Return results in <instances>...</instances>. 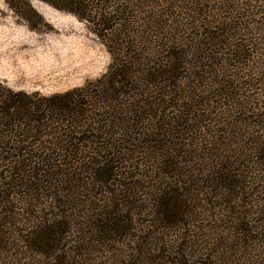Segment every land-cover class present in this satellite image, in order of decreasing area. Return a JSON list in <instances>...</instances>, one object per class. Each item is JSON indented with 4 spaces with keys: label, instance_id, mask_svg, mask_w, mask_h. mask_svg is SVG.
<instances>
[{
    "label": "rangeland",
    "instance_id": "obj_1",
    "mask_svg": "<svg viewBox=\"0 0 264 264\" xmlns=\"http://www.w3.org/2000/svg\"><path fill=\"white\" fill-rule=\"evenodd\" d=\"M87 2L93 19L102 16L113 22V27L102 35L94 31L96 24L44 0H0V83L16 92L62 94L95 84L115 59L129 65L135 61L133 55L141 53L147 57L145 63L160 65L168 48L176 44L183 51L184 62L205 68L219 66L223 71L221 77L196 76L186 80L188 84L196 81L195 85L209 86L226 78L236 83L232 89L238 92L233 94L234 99L224 94L209 95L215 112L210 111L202 122L204 129L198 140L183 141L188 145L185 150L191 149L192 155L193 150L200 159L207 146L227 142V147H237V142L245 139L232 134L244 127L250 125L252 128L247 130L251 133L264 129V0ZM237 99L245 108L252 107L249 103L254 108L248 109L249 114H240V110L236 111ZM148 162L145 169L155 170L149 175L153 179L161 170L153 167L152 160ZM186 166L190 169L193 163ZM254 168L259 174V167ZM149 177H144L146 182ZM128 181L126 176L117 179L114 187L104 184L95 185V189L92 182L74 181L70 194L57 201L56 194L66 192L65 182L29 184L0 179V190L10 194L9 202L0 207V264H61V259L64 264H264V229H260L264 222L260 212L263 203L253 204V198L247 197L231 196L233 202L222 199L213 203L202 193L192 225L186 228L182 225L156 230L150 209L146 214L134 215L135 230L100 241L101 245L86 226L90 225L92 210L97 204L98 209L104 206L109 211L118 202L123 204L119 208L124 215L129 204L119 203L114 195L126 188ZM6 207L12 211L13 219L1 217L8 212ZM246 210L260 226L249 240L244 239L247 235L236 218L238 211ZM56 211L59 215L65 211L69 218L67 239L57 247V253L32 252L26 243L27 233L41 224L46 213ZM252 225L256 226L254 222Z\"/></svg>",
    "mask_w": 264,
    "mask_h": 264
},
{
    "label": "trees",
    "instance_id": "obj_2",
    "mask_svg": "<svg viewBox=\"0 0 264 264\" xmlns=\"http://www.w3.org/2000/svg\"><path fill=\"white\" fill-rule=\"evenodd\" d=\"M44 1L96 24L94 31L98 35L113 25L109 18L93 19L87 0ZM182 55L175 44L157 66L145 63L147 57L141 53L133 55L135 61L129 65H121L115 59L95 84L52 96L16 92L0 83V179L29 184L65 182L66 192L55 196L60 201L71 191V182H92L93 189L104 184L114 187L117 179L127 176L126 188L119 194L112 187L119 203L129 204L124 215L119 208L123 204L118 202L109 211L104 206L98 209L97 204L92 210L90 225L86 226L99 243L135 230L134 215L146 214L150 209L156 230L190 227L204 194L213 203L222 199L229 203L231 196L253 198V204L263 203L260 212L264 214V129L251 133L247 130L252 128L250 125L240 128L232 134L245 139L237 142V147H227V142L207 146L200 159L193 150V155L191 149L185 150L187 144L183 141L198 140L204 129L202 122L210 111L215 112L209 95L224 94L234 99L233 94L238 92L232 89L236 83L226 78L219 80L216 88V84L195 85L196 81L188 84L186 80L196 76L221 77L223 71L219 66H192L184 62ZM238 100L236 111L249 114L253 103L247 102L252 106L248 110ZM151 160L153 167L161 170L160 176L156 173L153 179L149 175L154 169H145ZM190 162L193 168L187 169ZM254 166L259 167L257 175ZM147 176L148 182L144 178ZM9 197V193L0 190V207L9 202ZM7 211L1 217L13 219L12 211ZM57 214L58 211L46 213L41 224L27 233L26 243L32 252L57 253V247L67 239L69 218L66 219L65 211ZM49 215L52 220H46ZM236 215L247 235L244 239L249 240L251 233L264 229V222L259 229L257 220L247 210ZM59 262L65 263L62 259Z\"/></svg>",
    "mask_w": 264,
    "mask_h": 264
}]
</instances>
